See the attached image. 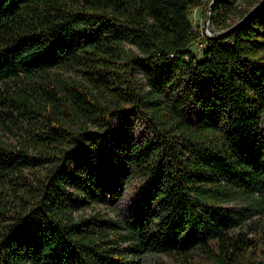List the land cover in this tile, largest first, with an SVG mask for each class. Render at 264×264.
Returning a JSON list of instances; mask_svg holds the SVG:
<instances>
[{"label":"trees","instance_id":"obj_1","mask_svg":"<svg viewBox=\"0 0 264 264\" xmlns=\"http://www.w3.org/2000/svg\"><path fill=\"white\" fill-rule=\"evenodd\" d=\"M261 1L216 0L212 25ZM204 3L0 0V264H264L223 206L261 194L264 214V7L213 37Z\"/></svg>","mask_w":264,"mask_h":264},{"label":"rangeland","instance_id":"obj_2","mask_svg":"<svg viewBox=\"0 0 264 264\" xmlns=\"http://www.w3.org/2000/svg\"><path fill=\"white\" fill-rule=\"evenodd\" d=\"M213 0H205L204 5L196 7L192 10L191 18L195 26H199L202 30V33L205 32L208 35H213V32H220L219 30L215 29L212 25V19L209 17V11L212 14L213 5L211 9V4ZM216 2V1H215ZM208 7V16L206 13L203 12V8ZM211 9V10H210ZM208 21L210 22L211 29L208 28ZM233 22V20H231ZM224 31V30H221ZM128 47L136 50L134 46L128 44ZM192 52L196 54L198 59L203 58L204 51L206 46L201 45L200 42L193 43L190 47ZM146 71L147 65L145 63H139L137 66L136 76L139 81V86L148 89V84L146 80ZM53 76L59 78L60 80L63 79H81V75L74 70H67V69H55L53 71ZM195 112V111H194ZM196 115V113H195ZM193 114V116H195ZM2 140L5 142H15L14 136L11 134H3ZM1 183V182H0ZM144 187L149 188L150 184H142L140 182H134L133 187H131L128 192L123 196V198L115 204L117 208V212L127 214L135 207L138 199L139 193L142 191ZM263 197L261 194H255L253 200L252 199H238L232 200L230 202H225L223 206L230 208L232 211L235 212H242L248 214L245 217L244 221L239 225L234 231L235 233H243L246 234L252 241H254L259 249L262 259H264V214L256 212V205L254 199H262ZM99 209L102 211H106L104 206H99ZM85 213L92 212L91 209L88 207L87 209L83 210ZM249 213H251L249 215ZM117 213L110 212V216L116 218ZM146 264H173L164 256H150L146 259ZM193 264H209L204 258H200L196 260Z\"/></svg>","mask_w":264,"mask_h":264},{"label":"water","instance_id":"obj_3","mask_svg":"<svg viewBox=\"0 0 264 264\" xmlns=\"http://www.w3.org/2000/svg\"><path fill=\"white\" fill-rule=\"evenodd\" d=\"M215 1L216 0H213V2L211 4V9H212V5L215 3ZM262 7H264V0H262L258 5H256L248 13V15H246L244 18H242L239 21H237V23H235L234 25H232L230 28H228V29H226L224 31H220V32H213V35H211V36H213V37H223V36H225L227 34H230L235 29H237L239 26H241L243 23H245L249 19V17H251L255 12L259 11ZM209 17L211 18V12L210 11H209ZM207 25H208V28L211 29V25H210V22L209 21H208Z\"/></svg>","mask_w":264,"mask_h":264}]
</instances>
